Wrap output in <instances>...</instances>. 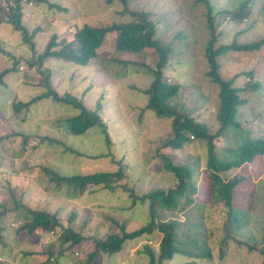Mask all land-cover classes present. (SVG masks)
I'll use <instances>...</instances> for the list:
<instances>
[{
  "label": "rangeland",
  "instance_id": "rangeland-1",
  "mask_svg": "<svg viewBox=\"0 0 264 264\" xmlns=\"http://www.w3.org/2000/svg\"><path fill=\"white\" fill-rule=\"evenodd\" d=\"M45 1L60 5L65 12L58 10L52 13L44 4L35 7L21 0V22L28 33L33 32V29L47 31L56 35V41L62 34L73 31L74 26L83 22L100 24L128 19V16L120 14L123 7L118 2ZM209 1L215 11L229 12L238 8L242 2L248 8L247 19L242 23L232 22L225 15L215 17L214 24L217 26L214 48L233 41L247 44L264 39V0ZM126 5L128 11L150 13L156 37L163 44L171 43L174 49L162 71V77L168 84L179 86L169 103L175 104L178 109L189 111L196 122L204 123L210 133H214L217 129L214 115L218 107V87L206 76L208 67L203 50L209 31L205 4L196 0H128ZM48 33L37 32L32 40L34 50H42ZM112 38L106 42H111ZM24 40L10 26L0 23V71L11 68L14 61L18 62L14 71L4 75L0 85V137H5L8 141L0 143V205L2 209L10 211L0 221V225L7 228L8 236L5 242L8 247H0V253L9 251V264H36L37 262L24 256L25 252L37 256L35 261H42L46 257L41 252L45 244L52 241L53 236L38 237L34 234L26 238L25 234L15 233V229L22 223L21 216L28 215L31 211L55 214L63 227H70L88 239L119 234V227L115 222L118 225L124 224V229L128 232L139 228L148 220L147 201L132 202L128 194L120 189L112 193L98 189L70 199L63 190H52L46 178L37 173L39 166L47 167L60 175L71 176L95 171L112 172L118 167L115 164L119 163L126 178V187L132 190L135 197H141L153 190L166 191L174 184L172 174L164 171L161 166L160 154H164L173 165L190 167L187 163L205 151L203 146L199 147L195 142L186 143L180 149L164 148L163 145L172 137L170 120L159 119L142 111L146 100L142 91L148 87L152 77L145 74L142 67L128 64L123 72L112 66L110 58L117 56L112 54L109 44L105 43L97 52V60H91L88 65H74L59 60H49L43 64V69L49 72L50 88L59 97L69 93L94 111L105 125L103 134L98 127H93L80 136L67 134L62 130L63 118L76 112L73 108L60 106L50 99L33 103L24 121L12 119L13 103H24L45 89L39 72L34 68L27 70L23 64L32 55ZM124 58L126 61H141L149 68H153L156 60L154 53L150 51L143 52L142 57L125 55ZM217 61L222 79H229L240 71L258 69V76L251 81L259 82L260 87L254 91L243 89L238 93L239 99L246 102L237 107L235 119L243 129L249 131V138L260 137L264 131V50L252 53L249 57L226 52ZM105 64L107 66L103 68ZM247 82L248 78H242V81L236 79V86L243 87ZM39 137H47L50 141L41 144ZM23 138L25 140L22 142ZM213 143L216 153L228 147L220 139ZM99 156L106 158L94 160ZM238 171L232 169L222 178L232 179ZM242 175L239 183L241 188L234 194L233 203L237 210V222L230 238L221 247L222 258H219L215 243L220 234V224L227 218L226 209L220 203L211 202L199 209L200 212L197 211L196 206L204 194L198 183L199 175L193 173L196 189L180 200L174 213H163L162 220L175 219L178 222L179 231L174 241L179 252L189 250L188 236L196 226L203 231L211 257L195 258V263L262 264V256L258 250L264 249V155L249 163ZM251 193L249 199H252V207L247 210L242 203ZM151 237L149 239L142 236L127 241L118 254L100 256L92 264H147L144 245H149L156 251L160 235L154 233ZM248 246L253 250L249 251ZM90 250L91 242L88 240L75 253L72 249L68 250L58 264L83 263ZM186 261V256L176 254L165 264H182Z\"/></svg>",
  "mask_w": 264,
  "mask_h": 264
},
{
  "label": "trees",
  "instance_id": "trees-1",
  "mask_svg": "<svg viewBox=\"0 0 264 264\" xmlns=\"http://www.w3.org/2000/svg\"><path fill=\"white\" fill-rule=\"evenodd\" d=\"M26 4L31 3L35 7L38 4H44L47 10L52 13L60 10L64 11L60 5L56 3H47L45 0H23ZM128 0H106L107 4L118 2L122 5L121 15L128 16L125 21H110L107 23L91 24L83 22L76 25L73 31L64 33L60 39L56 41L54 33H48L37 29H33L28 33V29L22 24V2L14 0L11 6H8L9 0H2L4 7L0 6L2 17L0 23H4L12 28L13 31L22 35L24 41L29 45L32 55L26 59L23 64L27 70L34 68L36 72L43 77L42 93L30 98L28 101L15 102L11 105L12 119L24 121L30 106L41 99H50L60 106L73 108L76 112L74 115L63 118L62 126L67 134L72 136L83 135L87 130L98 127L102 129L105 125L100 120L99 116L83 105L82 101L74 98L69 93L62 96L50 88L49 72L43 69V64L49 60H59L65 63L85 66L91 60H97V52L105 45L115 54L117 58H110L113 62L112 66L120 68L123 72L128 64L132 66L142 67L144 73L152 77L148 87L142 91L145 97V105L142 111H147L159 119H169L172 137L163 145L164 148L180 149L182 145L195 142L199 147H204L205 157L202 152L201 156L195 160H190V167L173 165L170 163L164 154L159 155L161 166L164 171L172 174L174 184L166 191L153 190L149 191L141 197H135L131 189L126 187L125 176L119 163H116L115 171H95L91 173H83L78 175L65 176L54 172L44 166H39L37 173L51 184L53 191L63 190L66 196L70 199L81 197L85 192H94L102 189L107 192H115L118 189L121 192L127 193L132 199V202L148 203V220L139 228L132 231H125L124 224L118 225L119 234H106L100 238L88 239L75 232L70 227H63L60 224L55 214L46 211H31L21 216V224L15 229L16 234H25V237L37 234L40 236H53L52 241H48L41 254L45 255L42 261L37 259L34 254L25 252L24 256L30 260L37 262L36 264H58L59 260L67 255L68 250L72 249L75 253L78 248L86 243L91 242V250L86 253L85 261L80 264H92L100 256H113L118 254L125 247L127 241L138 239L146 236L150 239L156 233L160 235L157 242L156 251L152 250L149 245H144L143 252L147 257V264H165L173 259L176 254H181L187 257L188 261L182 264H197L195 258L210 259V250L205 243L202 235L203 231L196 226L189 234V250L178 251L175 247V237L178 234V222L175 219L162 220L163 213H174L181 199L186 198L187 194L196 189L193 180V173L199 175V185L202 187L204 194L201 201L196 206L197 211L202 209L208 203H220L226 209L227 218L223 219L220 227V234L216 240L215 246L219 253V258H222L223 253L221 247L226 244L231 233L235 229L234 225L237 222L236 212L233 203L235 202L234 194L239 190V183L242 181V173L244 168L256 158L264 155V131L260 137L249 138V131L243 129L235 119L236 109L246 101L238 97V93L243 89L254 91L259 89L260 83L253 82L258 76V69H249L240 71L229 79H222L218 72V58L226 52L237 53L241 57H249L252 53H258L264 50V39L253 41L247 44H238L233 41L227 45H220L216 48L213 44L216 41L214 19L217 15H225L232 22L242 23L247 19V9L245 3L242 2L235 10L226 12L225 10L215 11L209 0H196L205 4L206 25L209 31V37L204 45L203 56L207 63L208 70L206 76L209 80L218 87L217 99L218 107L214 118L217 123V129L214 133H210V129L201 122H196L191 117L189 111L178 109L175 104H170L169 101L176 95L178 85L168 84L166 79L162 77V71L166 66L169 55L174 51L171 43L163 44L156 37L154 22L151 15L145 11H128ZM0 2V3H1ZM65 12V11H64ZM221 13V14H220ZM37 32L48 33V38L41 51L34 50L32 40ZM113 37V38H112ZM112 38V41L107 39ZM195 44V42L193 41ZM153 52L156 60L153 68H149L141 63V61H126L124 56H140L143 52ZM262 54V53H261ZM122 57V58H121ZM108 62V64L111 63ZM17 61L13 62L11 68H6L0 71V85L3 82L4 75L9 71H14V66ZM107 64L103 66L106 68ZM41 70V71H40ZM118 76V75H117ZM248 78V82L242 86H236V79L242 81ZM243 84V83H242ZM26 138V137H25ZM23 138L22 142L25 140ZM222 140L228 144V147L216 153L214 140ZM5 137H0V143H4ZM41 144L45 141H50L47 137H39ZM8 142V141H7ZM106 158L103 156L95 157ZM191 168V169H190ZM232 169H238V174L233 178L225 180L222 177L225 173ZM247 182V181H245ZM249 183V182H247ZM246 183V184H247ZM250 186L249 184H247ZM247 195V200H244V209L250 210L252 207V199ZM15 205H17L15 203ZM18 206V205H17ZM251 206V207H250ZM0 221L4 219L9 210L2 209L0 205ZM200 212V211H199ZM8 222V219H7ZM7 228L0 225V247L7 248L5 242L8 240L6 234ZM152 238V237H151ZM249 251L252 247H247ZM9 250V249H8ZM140 252V251H139ZM262 256V264H264V249L258 250ZM8 253H0V264H9Z\"/></svg>",
  "mask_w": 264,
  "mask_h": 264
},
{
  "label": "built area",
  "instance_id": "built-area-1",
  "mask_svg": "<svg viewBox=\"0 0 264 264\" xmlns=\"http://www.w3.org/2000/svg\"><path fill=\"white\" fill-rule=\"evenodd\" d=\"M1 1H2V0H0V2H1ZM3 1H4V0H3ZM9 5H11V3H9ZM0 6H1V7H4L5 5H4L3 2H1V3H0Z\"/></svg>",
  "mask_w": 264,
  "mask_h": 264
},
{
  "label": "clouds",
  "instance_id": "clouds-1",
  "mask_svg": "<svg viewBox=\"0 0 264 264\" xmlns=\"http://www.w3.org/2000/svg\"><path fill=\"white\" fill-rule=\"evenodd\" d=\"M9 3H11V4H12V2H11V1H9ZM9 3H8V6H11V5H9Z\"/></svg>",
  "mask_w": 264,
  "mask_h": 264
}]
</instances>
